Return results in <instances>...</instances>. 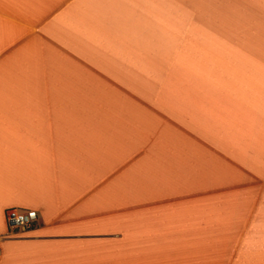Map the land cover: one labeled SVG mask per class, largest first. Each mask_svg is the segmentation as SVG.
<instances>
[{"label": "crops", "instance_id": "obj_1", "mask_svg": "<svg viewBox=\"0 0 264 264\" xmlns=\"http://www.w3.org/2000/svg\"><path fill=\"white\" fill-rule=\"evenodd\" d=\"M0 238V264H264V0H0Z\"/></svg>", "mask_w": 264, "mask_h": 264}, {"label": "built area", "instance_id": "obj_2", "mask_svg": "<svg viewBox=\"0 0 264 264\" xmlns=\"http://www.w3.org/2000/svg\"><path fill=\"white\" fill-rule=\"evenodd\" d=\"M5 218L9 234L26 232L37 222L35 211L8 210Z\"/></svg>", "mask_w": 264, "mask_h": 264}]
</instances>
